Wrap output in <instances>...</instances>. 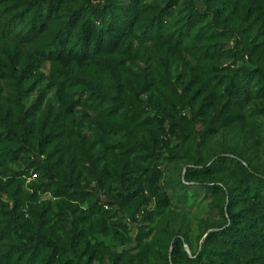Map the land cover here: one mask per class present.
<instances>
[{
	"label": "rangeland",
	"instance_id": "374dc122",
	"mask_svg": "<svg viewBox=\"0 0 264 264\" xmlns=\"http://www.w3.org/2000/svg\"><path fill=\"white\" fill-rule=\"evenodd\" d=\"M29 1L0 0V117L32 127L23 148L0 119V264H131L141 252L142 264H186L211 232L248 227L250 171L264 175V64L237 44L264 48V0H179L162 23L171 0H112L125 25L108 21L113 42L85 56L78 27L59 56L48 52L84 0H65L33 38L10 18ZM234 65L254 71L238 104ZM164 113L196 128L172 133ZM222 154L242 165L214 168ZM38 160L56 163L53 180ZM21 226L61 247L30 258Z\"/></svg>",
	"mask_w": 264,
	"mask_h": 264
},
{
	"label": "trees",
	"instance_id": "16d2710c",
	"mask_svg": "<svg viewBox=\"0 0 264 264\" xmlns=\"http://www.w3.org/2000/svg\"><path fill=\"white\" fill-rule=\"evenodd\" d=\"M65 0H31L16 14L11 16V21L15 22L24 31L25 36L33 38L38 31H40L46 23L48 17L54 10L60 8ZM179 3V0H171L165 8L158 13V23H162L166 15ZM114 3L112 0H105V2H95V0H84L74 11L71 12L69 19L62 24L54 36L53 41L49 46V53L60 55L65 48V41L69 40L76 27H78L79 45L76 48V53L82 56L88 54L89 46L92 50L98 49L104 44V41L113 42L114 34L110 31H104V25L111 29L114 25L109 24L115 18L117 27H124L125 22L121 19L120 14L115 12ZM83 19L79 24V20ZM100 25V29L94 36L93 43L90 44V37L93 26ZM243 42L237 44V48L243 44L242 51L246 55H256L264 64V48L258 49L252 43ZM26 70L30 73H37L39 71L38 65L28 66ZM254 72V71H253ZM253 72L251 70L236 67H230V72L226 75L227 78V91L231 97V102L234 104L240 101L249 99L248 85L252 82ZM264 89V86L262 87ZM164 118L168 121L169 130L172 133L178 130L191 132L196 128V120L194 118H187L185 115L173 117L172 115L164 113ZM28 117V116H27ZM26 117V118H27ZM0 119L5 124L8 131L17 136L20 140L22 147L29 144V137L32 132L30 123H23L22 127L16 128L8 115L1 116ZM227 163H234L242 165V160L233 155L222 154L215 157L212 162L214 168L224 167ZM37 164L44 168L49 173L51 179H54L56 174L55 162H41ZM196 168H201L197 166ZM194 169L187 171L186 178L190 179ZM253 176L252 184L247 190V205L244 212L243 221L247 226H237V232H231L230 228L217 230L211 232L205 242L202 244V252H195L193 258L189 259L186 264H264V175L257 173L255 170L250 171ZM156 174L153 173V176ZM48 187V186H46ZM122 207L128 203V197L123 196L122 201L119 202ZM223 212L227 210L223 208ZM229 212V211H228ZM229 223L231 225H238L241 221L235 213L229 212ZM23 234L28 242V247L32 249L30 258L36 257L39 249L46 247L48 244H53L54 251L61 247L60 243L54 239L47 237L40 230L32 232L26 227L21 226ZM78 233L75 229L72 230L70 241L74 244L77 241ZM180 240L176 239L174 244V253L177 254L181 250ZM188 258V253L185 252ZM144 254L141 252L132 259L131 264H142ZM173 264H181V262L174 256Z\"/></svg>",
	"mask_w": 264,
	"mask_h": 264
}]
</instances>
